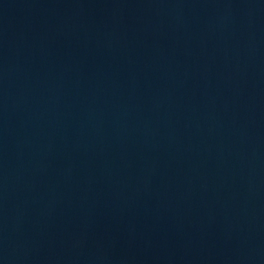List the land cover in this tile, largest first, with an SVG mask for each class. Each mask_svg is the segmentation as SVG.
Masks as SVG:
<instances>
[{
    "label": "water",
    "instance_id": "water-1",
    "mask_svg": "<svg viewBox=\"0 0 264 264\" xmlns=\"http://www.w3.org/2000/svg\"><path fill=\"white\" fill-rule=\"evenodd\" d=\"M0 264H264V0H0Z\"/></svg>",
    "mask_w": 264,
    "mask_h": 264
}]
</instances>
